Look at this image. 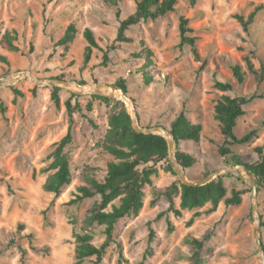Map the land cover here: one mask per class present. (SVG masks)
Wrapping results in <instances>:
<instances>
[{"label":"rangeland","instance_id":"1","mask_svg":"<svg viewBox=\"0 0 264 264\" xmlns=\"http://www.w3.org/2000/svg\"><path fill=\"white\" fill-rule=\"evenodd\" d=\"M256 6H264V0H196L193 5L177 0L175 9L165 16L131 27L127 32L131 42L117 43L119 18L134 11L135 0H118L117 6L109 0H0V264H21L20 247L26 250V264H94L95 257L77 263L74 233L90 230L97 245L106 239L104 225L89 218L98 197L71 200L86 177L102 179L106 162L112 160L101 147L112 104L96 95L119 100L133 117L131 108L103 87L106 84L111 92L123 93L113 85L119 78L127 87L123 94L132 102L141 127L168 128L183 108L192 122L201 124L199 142L178 143V149L196 159L184 169L187 179L216 178L221 166L233 167L244 179L223 169L220 174L227 196L232 189L244 192L239 205L221 201L208 212L211 205L207 203L175 216L167 210L163 197L151 201L156 189L181 182L175 171L179 166L169 155L172 171L165 162L152 164L156 173L144 189L141 210L116 222L114 242L105 248L99 264H187L189 237H200L208 230L211 237L204 247L203 264H264L246 182L253 178L234 164L240 158L256 160V146L264 150V8L246 30L236 18L242 15L246 20ZM180 15L189 19L194 30L197 53L187 45L178 47ZM69 24L77 33L64 48L57 42ZM86 27L93 30L98 44L87 62ZM7 33L17 49L9 47ZM144 47L152 52L149 59ZM245 56L262 74L260 80L248 71ZM234 64L247 72L240 85L231 73ZM20 72L52 81L39 85L29 76L15 80ZM216 81L232 82L233 95L254 96L243 106L245 114L237 119L235 133L241 136L255 130V135L248 143L231 145L232 154L225 157L217 151L223 139L213 118V106L222 93L215 88ZM53 85L60 88L59 107L51 99ZM66 99L73 106V142L65 149L72 178L60 195L54 196L43 186L53 171L51 153L69 124ZM174 201L178 207V198ZM255 204L258 216L264 214V192L257 193ZM196 211L201 213L195 216ZM30 233L32 244L46 246V252L31 249ZM262 238L264 242V231Z\"/></svg>","mask_w":264,"mask_h":264},{"label":"trees","instance_id":"2","mask_svg":"<svg viewBox=\"0 0 264 264\" xmlns=\"http://www.w3.org/2000/svg\"><path fill=\"white\" fill-rule=\"evenodd\" d=\"M188 1L192 5L196 3V0ZM109 2L115 6L118 4V0H109ZM176 4L177 0H135L134 11L124 18H119L120 10L117 8L116 16L119 18V23L114 41L117 43L131 42L132 38L127 34L131 27L165 16L175 9ZM262 7L264 8V6H256L248 14L246 20H244L242 15L236 16L245 30L250 23L255 21L256 15ZM178 30V47L181 48L187 45L192 48L193 52L197 53L195 48L197 37L193 35L194 30L189 26V19L184 15H180L179 17ZM76 33V27L73 24H69L58 40V45L68 48V45L74 40ZM9 37L7 33L5 38L9 47L17 49ZM83 37L87 42L84 51V61L87 62L92 55L93 49L97 48L98 44L93 30L89 27L84 29ZM143 49L145 57L149 59L152 55L151 50L146 47ZM103 58L107 59V56L104 54ZM244 61L248 71L260 80L262 74L254 68L250 59L245 56ZM230 69L236 83L238 85L242 84L247 72L243 71L239 64L232 65ZM113 85L116 88H120L126 94L127 87L122 78L117 79ZM215 88L222 92L213 106V118L217 122L223 139L222 143L217 145V151L219 155L225 157L232 154V150L229 148L231 145L248 143L253 135H255V130H250L241 136L235 133L237 119L245 114L243 106L251 102L254 96L246 97L231 94L235 86L232 82L228 81H216ZM59 91L60 88L57 85H53L51 99L56 107L60 106ZM96 98L112 104V111L108 117L107 134L105 135V140L101 143V147L112 157V160L106 162L102 179L86 177L85 183L77 186L75 198L71 202L75 203L84 198L98 197V200L89 210V218L92 222L104 225L103 233L106 239L100 245H97L92 241L90 230L83 228L79 232H75V258L77 263L87 258L95 257L94 264H99L105 248L111 241L114 242L113 230L116 222L123 217L139 213L143 206V198L145 197L144 189L146 186L151 185V176L156 173V168L152 164L161 161L165 162L167 169L172 171L168 138L159 133L136 132L133 127L132 116L122 102L119 100L114 101L107 96L96 95ZM64 105L69 116V124L65 134L58 140L51 153L50 168L53 171L48 175L43 186L46 191L52 192L54 196L60 195L63 188L71 183L72 178L70 158L65 149L73 142V106L70 99H66ZM89 121L91 122L90 119ZM166 129L173 134L175 158L177 161L184 169L193 166L196 162L195 157L188 152L178 149V143L181 140L199 142L202 131L201 124L192 122L183 108L174 116L169 123V127ZM254 152L257 154L256 160L250 161L240 158L239 160H235L234 164L247 169V173L252 176L257 193L259 194L264 192V150L262 146H256ZM243 192V189H232L230 196H227V187L224 183L223 175L220 174L201 185H184L182 182H179L171 183L164 188H158L155 191V197L151 201L155 203L157 199L163 197L167 201V210L173 212L175 216H181L182 210L198 209L207 203L211 205L207 210L208 212L214 211L221 201L226 205H239L242 201ZM175 197L179 201L178 207L175 206ZM116 199L119 200L118 204L114 203ZM109 206L110 208L108 209ZM200 213V211H196L194 215L197 216ZM259 217L261 243L264 250L262 238L264 214L260 212ZM192 220L193 217L189 223ZM22 226V224H19V229H22ZM27 236L32 250L47 251L46 246H35L32 244V233ZM210 237L211 233L209 230L200 237H189L190 255L187 264L204 263V247ZM20 249L21 264H26V250L21 247ZM144 258L146 259V256Z\"/></svg>","mask_w":264,"mask_h":264},{"label":"water","instance_id":"3","mask_svg":"<svg viewBox=\"0 0 264 264\" xmlns=\"http://www.w3.org/2000/svg\"><path fill=\"white\" fill-rule=\"evenodd\" d=\"M24 73V76H29L35 83L39 84V85H43V84H47L49 82H51L52 80H42V79H38L33 77V75L29 72H22ZM81 86V85H80ZM99 86V85H98ZM104 87H109L108 85H103ZM112 97H114L113 94H111ZM133 127L136 130V132H142V133H156V131L159 132V134H162L163 136H167L166 138H168V147H169V154L171 157V161L180 167V169L176 168L175 171L177 173V175L180 178V181L184 184V185H201V184H205L207 182H209L210 180L214 179L213 175H208L204 178L198 179V180H189L186 177L184 168L180 165V163L177 161V159L175 158V144H174V139H173V134L168 131L165 127H157L155 129H150V128H144L141 127L138 124L137 121V114L133 111ZM229 163H227L228 165ZM225 169L227 172L233 174L234 176L244 179L243 176L240 174V172L233 168V167H228V168H224V166H221L217 172H216V177L221 173V171ZM247 172V169H244ZM246 182L249 184L250 189H251V199H252V213L255 217V237H256V241H257V248L258 251L260 252V254H262V259H264V250L262 247V243H261V238H260V219L257 213V206L255 204V200H256V196H257V188L255 185V182L253 179L251 180H246Z\"/></svg>","mask_w":264,"mask_h":264},{"label":"bare ground","instance_id":"4","mask_svg":"<svg viewBox=\"0 0 264 264\" xmlns=\"http://www.w3.org/2000/svg\"><path fill=\"white\" fill-rule=\"evenodd\" d=\"M16 76H15V80H17V79H19V78H21V77H23L24 76V73H22V72H20L19 74H15ZM28 76V75H27ZM13 81V80H12ZM78 87H80V88H82L83 86H78ZM96 87V86H95ZM104 87V86H103ZM96 88H98V87H96ZM105 89H108V91L109 92H107L108 94H113L114 95V97H116V98H118V97H120L121 98V100H123L125 103H126V105H127V107H130L131 108V110H132V112H133V110H134V108L132 107V102L129 100V98H126L125 96L126 95H124L120 90L119 91H114V92H111V90H110V88L109 87H104ZM83 91V90H82ZM121 92V93H120ZM118 96V97H117ZM119 98V99H120ZM129 109V108H128ZM179 169H180V167H179Z\"/></svg>","mask_w":264,"mask_h":264},{"label":"built area","instance_id":"5","mask_svg":"<svg viewBox=\"0 0 264 264\" xmlns=\"http://www.w3.org/2000/svg\"><path fill=\"white\" fill-rule=\"evenodd\" d=\"M21 78H23V77H21ZM21 78H20V79H21Z\"/></svg>","mask_w":264,"mask_h":264}]
</instances>
